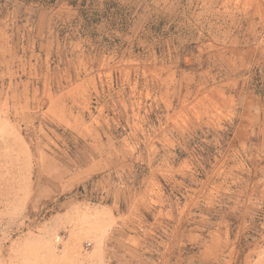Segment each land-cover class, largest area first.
<instances>
[{
	"label": "rangeland",
	"instance_id": "obj_1",
	"mask_svg": "<svg viewBox=\"0 0 264 264\" xmlns=\"http://www.w3.org/2000/svg\"><path fill=\"white\" fill-rule=\"evenodd\" d=\"M0 264H264V0H0Z\"/></svg>",
	"mask_w": 264,
	"mask_h": 264
}]
</instances>
